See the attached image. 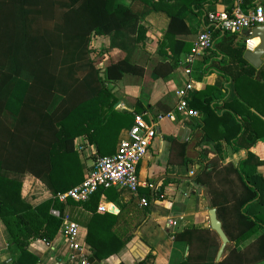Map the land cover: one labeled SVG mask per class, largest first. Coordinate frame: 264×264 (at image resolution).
<instances>
[{
  "label": "trees",
  "instance_id": "trees-1",
  "mask_svg": "<svg viewBox=\"0 0 264 264\" xmlns=\"http://www.w3.org/2000/svg\"><path fill=\"white\" fill-rule=\"evenodd\" d=\"M117 1L0 0V222L11 236L9 249L18 254L12 264H41L30 251V244L52 242L63 227L66 205L74 201L64 203L58 198L85 180L75 139L85 134L93 140L103 133L107 139L101 156L111 155L107 152L116 143L110 141L114 123L130 118L129 113L115 109L117 98L107 83L126 74H144V67L132 63L131 55L146 43L148 30L142 16L127 6L116 5ZM144 1L153 11L162 10L166 1L173 9H166L171 21L158 48L161 55L170 52L172 61L155 68L160 77H166L193 48L176 37L194 32L185 18L200 0L181 7L170 4L172 0ZM54 24L60 28L56 36L47 32ZM219 36V32L213 36L214 48L230 55L231 63L221 67V73L216 72L237 81L241 77L252 80L255 70L248 76L243 69L238 76L232 71L235 65L245 64V46L234 49L235 35L225 33L217 42ZM97 37L109 38L112 49L127 53L124 59L107 66L106 79L91 59L95 51L92 41ZM212 50L208 51L211 56ZM218 96L220 90L208 83L191 101V107L202 113L196 124L202 130L204 150L214 145L221 153L219 143L234 151L250 150L262 136L252 124L256 118L246 114L247 119L237 120L235 105L242 106L240 100L226 103L230 113L220 116L219 107L211 105ZM137 113L144 114L141 104ZM5 171L31 174L46 184L53 196L37 205L26 203L22 182L3 175ZM198 173L195 183L206 189L211 209L217 210L232 246H227L228 255L217 262L222 246L218 235L210 229H186L175 235L190 248L181 264H263L264 196L256 172L251 174L245 164L212 163L202 166ZM225 186L229 189H223ZM108 190L100 188L89 202L78 203L93 213L86 242L100 261L118 254L128 242L113 231L118 216L97 213L100 195ZM253 237L255 240L249 242Z\"/></svg>",
  "mask_w": 264,
  "mask_h": 264
},
{
  "label": "crops",
  "instance_id": "crops-1",
  "mask_svg": "<svg viewBox=\"0 0 264 264\" xmlns=\"http://www.w3.org/2000/svg\"><path fill=\"white\" fill-rule=\"evenodd\" d=\"M191 1L195 0H172L170 4L181 7L188 6ZM236 1L196 2L185 18L187 26L194 32L178 35L176 39L194 47L200 33L209 28L207 15L228 11ZM166 2L165 5L163 4V9L158 11H153L144 0L116 2V5L127 6L142 16L148 34L146 43L138 46L131 55L132 63L144 67V74H126L119 81L107 83L108 89L117 98L115 109L130 114V118L123 117L114 123L110 141L112 143L116 140V143L111 145L107 154L113 155L127 137V132L131 129L130 124L138 114L139 104L146 118L150 122L157 123V136L138 168L142 183L139 196L129 190L116 188L100 195L98 207L100 204H105L108 207L107 213L118 216L113 231L128 240L118 254L100 261L86 242L87 226L93 213L83 204L69 202L66 205L65 221L80 226L79 241L85 247L86 258L90 264H181L186 261L190 248L185 241L176 239L175 235L189 228L212 230L209 218L211 201L206 189L195 183L198 170L202 166L212 163L221 166L245 164L251 174L256 172L258 186L264 196V55L256 66L250 61L251 55H247V52L255 53L261 46L264 32L254 35L249 45L246 44L247 35L233 37L234 49L245 46L243 55L245 64L232 67L233 74L238 76L243 69V74L248 76V72L255 70L252 80L249 77H241L237 81L229 75L220 74L222 72L220 68L231 63V56L220 52L216 47L212 50V56L205 52L196 60L191 77L196 82L197 92L188 95L190 101L194 100L200 88L211 83L220 90V96L213 97L211 104L219 107L220 116L224 115V112L230 113V110L224 107L226 103L240 100L244 108L239 104L235 105L234 116L239 122L247 119L246 114L255 117L256 120L253 119L252 124L262 134L260 140L250 150L234 151L225 143L218 144H221V153L215 151L214 145H207V149L204 150L202 130L196 124L202 118V113L198 111L200 118L196 119L189 118L177 110L179 92L187 80L184 75L185 62L191 52L182 55L179 67L171 75L160 77L155 71L160 63L168 64L172 61L170 52L168 55H161L158 52L171 21L166 9L173 10L169 7L168 1ZM257 4H264V0H244L243 9L254 8ZM219 33L222 36L217 38V42L225 34ZM92 47L95 51L91 54V59L100 69L103 79H106V69L109 64L127 57L126 52L112 49L110 39L106 37L95 38ZM170 114L174 119L168 117ZM121 126L123 128L117 134ZM106 139L103 133H99L93 140L85 134L75 139V148L83 164L85 178L95 158L101 156L100 150L105 147ZM2 173L22 182V199L26 203L37 205L53 196L46 184L29 173L16 174L7 171ZM157 190L161 191L163 199L155 195ZM142 196L149 198L148 207L141 206ZM98 207L97 213L104 216L106 213L98 212ZM110 209L114 211L110 212ZM172 222L177 224L173 225ZM255 238L253 237L249 242L254 241ZM10 239L8 230L0 222V264H12L18 258V254L9 249ZM218 240L221 242L219 236ZM227 246H232L230 240ZM29 249L40 259L41 264H81L77 259L69 261L67 242L58 236L50 243L34 241ZM227 255L226 247L220 260L217 256V262Z\"/></svg>",
  "mask_w": 264,
  "mask_h": 264
},
{
  "label": "built area",
  "instance_id": "built-area-1",
  "mask_svg": "<svg viewBox=\"0 0 264 264\" xmlns=\"http://www.w3.org/2000/svg\"><path fill=\"white\" fill-rule=\"evenodd\" d=\"M244 0H237L234 6L225 12H214L207 15L209 28L202 31L191 53L186 59L184 75L187 80L180 90L179 113L189 118H200V113L191 107L189 94L197 92L196 82L192 79L193 66L196 60L215 46L214 32L219 31L231 35H247L246 44L249 45L257 28L264 27V4H257L254 8L244 10ZM169 118L174 119L171 114ZM157 136V123L147 120L145 114L135 116L134 125L127 132V137L120 143L117 151L109 156H97L85 180L72 188L66 194L59 196L60 202L72 200L76 203L89 202L100 188L125 189L139 196L142 183L138 168L147 155ZM161 199L163 195L155 192ZM142 207L149 206L147 196L140 197ZM108 207L100 204L98 212L107 213ZM58 215L57 212H54ZM176 225V222H172ZM67 242L69 261L80 260L81 264H90L86 258L85 247L80 243V226L68 220L57 235Z\"/></svg>",
  "mask_w": 264,
  "mask_h": 264
},
{
  "label": "water",
  "instance_id": "water-1",
  "mask_svg": "<svg viewBox=\"0 0 264 264\" xmlns=\"http://www.w3.org/2000/svg\"><path fill=\"white\" fill-rule=\"evenodd\" d=\"M261 32H264V27H260V28L255 29L254 35H257L258 33H261ZM247 55L248 56L251 55V59H250V57H249V59L256 66L257 63L261 60V58L264 55V38H262V44L257 49V51L255 53L247 52ZM113 211H114L113 209L112 210L110 209V212H113ZM209 218H210L211 229L218 234V236L220 237L221 242H222V246H221L219 253H218V260H220V258L222 257V255H223V253H224V251H225V249L229 243V239H228L226 233L224 232L222 222L218 218V213H217L216 209L210 210Z\"/></svg>",
  "mask_w": 264,
  "mask_h": 264
},
{
  "label": "rangeland",
  "instance_id": "rangeland-1",
  "mask_svg": "<svg viewBox=\"0 0 264 264\" xmlns=\"http://www.w3.org/2000/svg\"><path fill=\"white\" fill-rule=\"evenodd\" d=\"M58 30H60V28H59V26H56V24H54V25H52V26H50V27L47 28L48 34L50 33V34H52L54 36H56V33H58ZM223 189L228 190L229 189V186L228 187L225 186Z\"/></svg>",
  "mask_w": 264,
  "mask_h": 264
}]
</instances>
